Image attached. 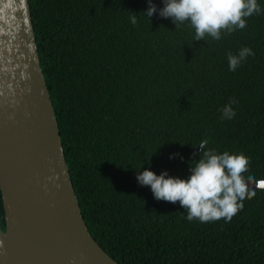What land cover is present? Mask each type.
I'll return each instance as SVG.
<instances>
[{
    "label": "trees",
    "instance_id": "1",
    "mask_svg": "<svg viewBox=\"0 0 264 264\" xmlns=\"http://www.w3.org/2000/svg\"><path fill=\"white\" fill-rule=\"evenodd\" d=\"M29 1L72 181L97 243L119 264H264V189L227 223H201L136 180L143 167L186 178L202 139L243 156L249 174L264 180V0L245 29L206 42L158 13L150 22L141 13L148 0ZM132 12L141 13L136 25ZM244 47L252 56L230 71L227 53ZM229 103L236 115L221 119Z\"/></svg>",
    "mask_w": 264,
    "mask_h": 264
},
{
    "label": "water",
    "instance_id": "2",
    "mask_svg": "<svg viewBox=\"0 0 264 264\" xmlns=\"http://www.w3.org/2000/svg\"><path fill=\"white\" fill-rule=\"evenodd\" d=\"M0 190V264H119L85 222L29 0H0Z\"/></svg>",
    "mask_w": 264,
    "mask_h": 264
},
{
    "label": "clouds",
    "instance_id": "3",
    "mask_svg": "<svg viewBox=\"0 0 264 264\" xmlns=\"http://www.w3.org/2000/svg\"><path fill=\"white\" fill-rule=\"evenodd\" d=\"M162 3L163 7L159 8L153 0H148L147 9L141 13L149 21L158 13L163 19H171L176 29L181 25L190 26L194 29L195 41L206 42L207 37L219 41L224 35L245 29L246 18L261 13L258 0H162ZM140 14L132 12L131 24H137ZM251 56L247 47L227 53L229 70L236 71ZM220 111L221 119L231 120L236 115L232 103ZM208 143L207 139L199 142L198 148L202 151L190 162L186 178L172 176L168 171L156 174L143 167L136 170V180L140 186L150 187L157 201L178 202L185 209L188 221L195 218L201 223H227L241 211V202L256 195L250 185L264 187V181L249 174V161L243 156L230 155L227 151L217 153L208 148ZM177 155L172 154L169 159Z\"/></svg>",
    "mask_w": 264,
    "mask_h": 264
}]
</instances>
